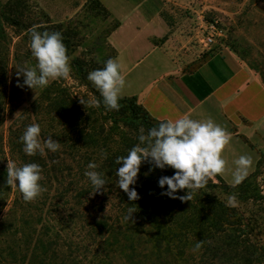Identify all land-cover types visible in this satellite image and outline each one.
Listing matches in <instances>:
<instances>
[{
    "label": "trees",
    "instance_id": "trees-1",
    "mask_svg": "<svg viewBox=\"0 0 264 264\" xmlns=\"http://www.w3.org/2000/svg\"><path fill=\"white\" fill-rule=\"evenodd\" d=\"M6 27L16 29L17 37L23 35L20 41L26 43L32 31L0 6V128L6 117L18 109L23 92L29 89L17 87L15 72L10 80L13 38ZM63 43L67 40L63 39ZM18 50L13 53L16 62L33 59L31 50ZM74 67L85 81L86 67L77 61ZM250 68L259 73L264 84V68ZM91 89L100 105H104L97 88ZM135 100L121 98L117 111L140 126L146 127L152 121L160 123L138 107ZM92 115L73 100L61 82L51 81L10 122L5 142L0 135V263L113 264V256L119 254L126 264H250L258 257L260 248L243 244L255 235V228L244 223L245 217L239 211L200 189L191 201L178 198L185 194L184 190H179L175 199L161 195L163 190L157 181L161 176H171V168L150 171V166L143 163L137 183L130 186L135 187L139 199L130 202L116 184L115 170L119 165L115 160L127 155L133 143L121 134L113 147L109 146L108 134L98 128ZM32 123L41 127L42 146L49 137L60 143L56 152L45 149L43 154L29 156L23 151L20 137ZM13 162L17 166H40L43 191L36 199L25 201L18 188L7 185V164ZM89 162L97 164L95 171L106 180L105 189L94 192L85 176L90 171ZM263 163L264 153H260L254 172L238 185H226L219 175L213 178L224 188L255 200V183ZM101 192L110 194L117 204L113 219L98 218V214L91 219L92 215L82 211L87 202H92L90 197ZM129 209L134 212L127 220ZM43 214H49L47 221ZM79 220L87 226L81 225L70 234L69 227ZM197 241L201 247L193 251Z\"/></svg>",
    "mask_w": 264,
    "mask_h": 264
},
{
    "label": "rangeland",
    "instance_id": "rangeland-1",
    "mask_svg": "<svg viewBox=\"0 0 264 264\" xmlns=\"http://www.w3.org/2000/svg\"><path fill=\"white\" fill-rule=\"evenodd\" d=\"M163 2L165 7L162 15L171 29L168 47L173 54L175 53L174 58L182 61L184 68L199 62L212 51L220 52L223 50L234 53L248 68L252 65L257 68H264V56H262L264 55V0H163ZM71 3L75 2L0 0V6L6 14L25 24L29 29H35L41 33L60 32L62 34L63 39L67 40V43L64 44L69 56L71 72L68 78L49 80V83L51 81L61 82L73 100L83 110L93 113L92 116L96 120L98 128L102 127L108 134L109 146L113 147L117 136L121 134L131 140L135 146L139 144L138 136L141 134V130L146 134L149 128L158 126L159 123L152 121L146 127L140 126L117 110H110L104 105H100L98 108L93 107L90 103L93 98L96 99L91 88L96 87L87 79V76L90 71L102 68L104 62L112 57L113 50L108 46L106 39L115 23L96 3L77 2V5H71ZM208 22L217 24L221 30V36L216 38L209 50H205L201 36L206 33ZM6 31L13 38L12 56L9 61L10 80H12V74L14 72L16 74L17 69L35 67L37 61L33 57L31 61L20 60L16 62L13 53L16 49H19V52L31 50V41L29 40L27 43L20 41L23 35L17 37V30L12 27H6ZM74 61L86 67L85 81L79 77L80 75L74 67ZM251 70L260 77L259 73ZM16 78L18 79L17 75ZM19 79L22 82V76ZM40 90L41 88L30 89V91L28 89L23 92V100L17 107L18 109L6 117L0 128V135L4 138V142L10 122L28 108L31 100ZM135 104L142 107L137 99ZM255 187L257 198L247 200L245 195L239 194L236 190L224 188L222 184L210 177L206 186L199 191L209 193L231 209H235L244 215V223H249L255 228V235L248 240L244 238L243 244L244 246L252 245L260 248V254L250 264H264L262 258L264 257V163L259 169ZM231 196L236 197L234 205L229 202ZM90 200L92 202H87L82 211L92 215L91 219L96 214H98V218L103 217L105 219H113L116 216L117 204L110 194L101 192L99 195L90 197ZM43 219L47 221L49 214H43ZM91 219L87 218L88 221ZM44 221L41 223H46ZM74 223L69 227L70 234L77 231L81 225L82 227L87 226V223L83 224L80 220L76 225ZM40 225L37 227L38 230ZM86 229L83 228V231ZM259 255L261 256L259 257ZM112 262L113 264H126L119 254L113 256ZM0 264L13 263L10 260H3Z\"/></svg>",
    "mask_w": 264,
    "mask_h": 264
},
{
    "label": "crops",
    "instance_id": "crops-1",
    "mask_svg": "<svg viewBox=\"0 0 264 264\" xmlns=\"http://www.w3.org/2000/svg\"><path fill=\"white\" fill-rule=\"evenodd\" d=\"M44 1L98 2L116 24L106 41L125 78L121 98L135 97L157 122L185 115L212 118L231 136L221 153L226 160L221 179L234 185L233 162L240 155L252 159L245 178L254 172L264 153V84L234 53L212 51L184 68L168 47L171 29L162 15L163 0Z\"/></svg>",
    "mask_w": 264,
    "mask_h": 264
},
{
    "label": "clouds",
    "instance_id": "clouds-1",
    "mask_svg": "<svg viewBox=\"0 0 264 264\" xmlns=\"http://www.w3.org/2000/svg\"><path fill=\"white\" fill-rule=\"evenodd\" d=\"M31 54L36 59L35 67H20L17 69V87L29 89L44 88L49 80L68 78L71 72L69 56L60 32H39L33 29L30 33ZM120 64L112 58L104 62L102 68L92 70L87 79L94 84L103 99V104L110 110H119L121 93L125 87V78L121 75ZM22 76V82L20 77ZM81 102V101H80ZM82 103V102H81ZM91 106L100 107V101L93 98ZM83 104V103H82ZM41 127L32 123L25 127L20 137L23 151L29 155L44 153L45 149L56 152L60 143L51 137L40 142ZM139 144L128 150L127 155L116 158L119 165L115 170L116 184L126 193L130 202L139 199L134 186L137 183L140 167L147 163L149 170L171 168V176H161L158 187L161 195L177 198V192L184 190L179 196L181 201H191L194 194L204 188L210 177L222 174L226 168V160L221 153L231 140L230 134L212 118L204 120L192 119L189 115L175 121H163L158 126L151 127L138 136ZM106 155V154H105ZM233 184L238 185L247 176L252 165V159L240 155L233 162ZM85 176L97 192L105 189L106 180L95 171L97 164L89 162ZM41 168L37 163H27L17 166L15 162L7 164V185L16 187L25 201L36 199L43 191L41 184ZM166 186V188H165ZM229 202L235 204L236 197H229ZM134 210L129 209L126 219L129 220ZM201 242L197 241L193 251H198Z\"/></svg>",
    "mask_w": 264,
    "mask_h": 264
},
{
    "label": "built area",
    "instance_id": "built-area-1",
    "mask_svg": "<svg viewBox=\"0 0 264 264\" xmlns=\"http://www.w3.org/2000/svg\"><path fill=\"white\" fill-rule=\"evenodd\" d=\"M221 36V30L217 27L215 22H208L206 24V33L201 36V42L205 50H209L215 43L217 37Z\"/></svg>",
    "mask_w": 264,
    "mask_h": 264
}]
</instances>
